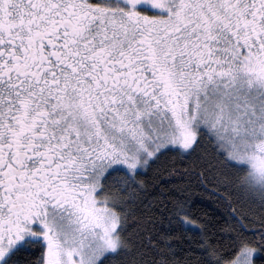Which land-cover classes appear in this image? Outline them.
Masks as SVG:
<instances>
[{
	"label": "snow or ice",
	"instance_id": "6c2138e0",
	"mask_svg": "<svg viewBox=\"0 0 264 264\" xmlns=\"http://www.w3.org/2000/svg\"><path fill=\"white\" fill-rule=\"evenodd\" d=\"M0 264H264V0H0Z\"/></svg>",
	"mask_w": 264,
	"mask_h": 264
}]
</instances>
